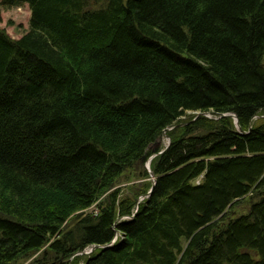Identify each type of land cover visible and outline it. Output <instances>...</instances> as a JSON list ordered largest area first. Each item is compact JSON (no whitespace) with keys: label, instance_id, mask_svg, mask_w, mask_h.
Wrapping results in <instances>:
<instances>
[{"label":"trees","instance_id":"trees-1","mask_svg":"<svg viewBox=\"0 0 264 264\" xmlns=\"http://www.w3.org/2000/svg\"><path fill=\"white\" fill-rule=\"evenodd\" d=\"M23 5L0 264H264V0H0Z\"/></svg>","mask_w":264,"mask_h":264},{"label":"rangeland","instance_id":"rangeland-1","mask_svg":"<svg viewBox=\"0 0 264 264\" xmlns=\"http://www.w3.org/2000/svg\"><path fill=\"white\" fill-rule=\"evenodd\" d=\"M29 15L30 12L28 10V7L26 5H23L21 7H16V8H10V9H3L0 8V27L5 30V32L11 37V38H19L27 29H28V20H29ZM262 62L264 65V57L262 58ZM191 115H198V112H190L187 111L186 115L182 118L184 121H188L187 119ZM203 115L212 117L213 115L210 113H203ZM193 117V116H192ZM192 119V118H191ZM167 138L163 135L158 139V148H163L167 144ZM160 149V150H161ZM148 161V160H147ZM146 161V163H147ZM145 163V166H146ZM148 168V167H147ZM150 179H153V177ZM144 196H139L138 200L142 199ZM245 201H241L239 207H244V209H239L240 211H245L247 208L243 206V203ZM94 207L91 206L88 210L93 211ZM88 248L81 251V253L84 254V252L87 253ZM79 255V254H78Z\"/></svg>","mask_w":264,"mask_h":264},{"label":"water","instance_id":"water-1","mask_svg":"<svg viewBox=\"0 0 264 264\" xmlns=\"http://www.w3.org/2000/svg\"><path fill=\"white\" fill-rule=\"evenodd\" d=\"M234 117V121L236 122V118H235V116H233ZM168 128H166L165 130H167ZM165 130H163L162 131V134H164V131ZM168 140V139H167ZM158 140H156V141H154L152 144H150L149 146H148V148H154L153 146H155V145H158ZM168 144H169V140H168V142H167V144L160 150V151H158V153H161L167 146H168ZM150 158H152V156H150L149 158H148V161H147V163H146V168L148 167V163H149V160H150ZM150 191H151V188H150V190L147 192V194L146 195H148L149 193H150ZM108 245V244H107ZM110 245V244H109ZM98 245H93V246H91L90 247V250H89V252L90 251H92L94 248H96Z\"/></svg>","mask_w":264,"mask_h":264},{"label":"bare ground","instance_id":"bare-ground-1","mask_svg":"<svg viewBox=\"0 0 264 264\" xmlns=\"http://www.w3.org/2000/svg\"><path fill=\"white\" fill-rule=\"evenodd\" d=\"M237 129H238V128H237ZM238 132H240L239 129H238ZM157 140H158V139H157ZM166 142H167V141H166Z\"/></svg>","mask_w":264,"mask_h":264}]
</instances>
